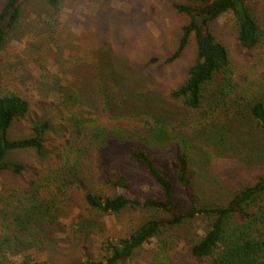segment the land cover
<instances>
[{
    "label": "rangeland",
    "instance_id": "rangeland-1",
    "mask_svg": "<svg viewBox=\"0 0 264 264\" xmlns=\"http://www.w3.org/2000/svg\"><path fill=\"white\" fill-rule=\"evenodd\" d=\"M60 3L53 13L42 0L25 2L17 28L0 49V94L15 93L28 102L27 112L13 121L8 136H29L34 125L49 124L44 152L19 149L7 154L6 160L22 163L24 170L0 174V206L15 200L12 193H22L38 175L59 168L72 175L75 168L83 185L72 190L67 224L53 233L50 244L15 254L2 247L15 264L104 258L106 240L124 236L144 216L167 218L163 211L131 206L118 213L101 212L84 201V191L114 196L117 188L107 179L119 177L136 194L162 198V189L132 151L145 150L171 181L177 212H185L191 203L177 180L178 152L189 160L194 191L201 194L199 205L225 204L233 192L254 182L255 166L264 165V130L247 107L255 98L264 99V0H247L262 30L253 48L239 44L232 14L209 24L228 51L229 65L226 75L217 74L210 84L217 91L214 97L205 98L197 110L171 96L194 61L192 37L178 57L166 62L188 21L174 4L188 0ZM72 89L77 99L88 94L89 100L73 101L70 108L60 104L62 93ZM208 223L201 217L188 219L163 232L161 241L171 246L175 263L202 264L191 256L190 247ZM158 242L152 238L144 247Z\"/></svg>",
    "mask_w": 264,
    "mask_h": 264
},
{
    "label": "trees",
    "instance_id": "trees-1",
    "mask_svg": "<svg viewBox=\"0 0 264 264\" xmlns=\"http://www.w3.org/2000/svg\"><path fill=\"white\" fill-rule=\"evenodd\" d=\"M28 0H5L0 8V49L11 38L22 15V6ZM48 9L55 13L61 6L60 0H42ZM187 4H174L179 12H185L188 21L182 25L176 48L166 58L170 62L178 57L190 37L195 42L196 55L189 66L183 84L171 91V96L179 98L190 109H200L205 98L214 97L216 90L210 84L221 73L226 75L229 56L226 47L216 40L210 23L223 15L232 14L237 28L239 44L253 48L261 38V26L256 16L248 10L247 0H188ZM75 87V84L73 83ZM219 94H223L225 86ZM62 93L66 107L73 106L79 99L89 100L90 95L75 97L76 92ZM81 95V94H80ZM247 107L251 117L264 130V99L255 98ZM28 102L15 94H0V174H19L24 170L20 162L6 160L12 150L32 149L38 154L44 152V133L47 122L34 125L31 134L11 138L8 130L13 121L25 114ZM161 120L163 118L159 117ZM131 156L143 163L150 176L162 189V198L132 192L128 181L119 177L115 181L107 179L117 192L112 197L103 198L92 191H84V201L101 212L118 213L127 206L143 210L153 209L168 214L167 218L143 217L131 226L127 233L117 240H106L108 253L104 258L79 261L75 264H177L174 262L170 245L161 238L166 229L178 226L188 219L204 218L209 221L204 234L196 239L190 254L202 264H264V165H256V178L253 183L236 190L223 205H199L201 196L194 191L189 176V160L185 152H178L177 180L190 200L185 212H177L171 181L158 170L145 150L132 151ZM65 163V160H64ZM75 168L71 172L56 169L38 175L30 181L22 193H12L15 200L0 206L3 221L0 223V264H15L8 259L5 247L12 253L23 248L51 243L50 237L62 231L68 221L72 190L82 188V179ZM152 238L158 243L145 248ZM3 247V248H2Z\"/></svg>",
    "mask_w": 264,
    "mask_h": 264
}]
</instances>
